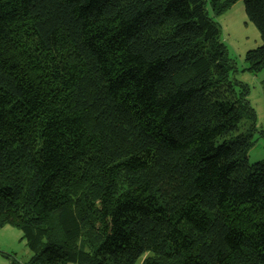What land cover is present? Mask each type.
<instances>
[{
  "label": "trees",
  "instance_id": "1",
  "mask_svg": "<svg viewBox=\"0 0 264 264\" xmlns=\"http://www.w3.org/2000/svg\"><path fill=\"white\" fill-rule=\"evenodd\" d=\"M238 1L0 0V229L26 264H264L256 112L208 9Z\"/></svg>",
  "mask_w": 264,
  "mask_h": 264
},
{
  "label": "rangeland",
  "instance_id": "2",
  "mask_svg": "<svg viewBox=\"0 0 264 264\" xmlns=\"http://www.w3.org/2000/svg\"><path fill=\"white\" fill-rule=\"evenodd\" d=\"M208 9L210 16L220 26L221 41L235 64L232 77L239 86L248 89L247 100L256 112L254 145L248 153V161L250 164L264 161V68L252 72L246 62L247 53L262 45L261 35L247 17L243 0L217 17L213 16L209 6ZM32 256L20 230L12 226L0 229V264H26Z\"/></svg>",
  "mask_w": 264,
  "mask_h": 264
}]
</instances>
